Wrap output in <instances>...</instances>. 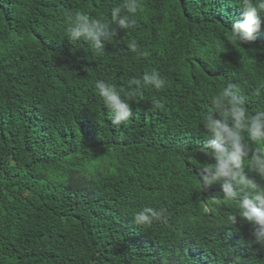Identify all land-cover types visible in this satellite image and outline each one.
Here are the masks:
<instances>
[{"label": "trees", "instance_id": "trees-1", "mask_svg": "<svg viewBox=\"0 0 264 264\" xmlns=\"http://www.w3.org/2000/svg\"><path fill=\"white\" fill-rule=\"evenodd\" d=\"M122 2L0 0V264H264L252 225L228 219L237 202L216 205L221 185L197 177L214 163L201 151L211 99L232 83L250 114L264 109V26L239 45V0H139L136 27L102 54L68 40L75 12L110 23ZM153 69L164 88L128 85ZM98 79L132 106L119 127ZM145 206L168 223L134 225Z\"/></svg>", "mask_w": 264, "mask_h": 264}, {"label": "clouds", "instance_id": "clouds-1", "mask_svg": "<svg viewBox=\"0 0 264 264\" xmlns=\"http://www.w3.org/2000/svg\"><path fill=\"white\" fill-rule=\"evenodd\" d=\"M243 9V19L230 18L231 39L234 43L254 44L257 34L264 26V0H239ZM140 8L139 0H123L111 9V22L99 18H90L83 11H77L71 17L66 29L70 42L83 40L87 42L94 54H102L105 42L113 39L118 30L134 29L137 25L136 14ZM133 53L147 55L138 51L135 41L129 44ZM166 79L155 69L146 71L141 78L132 77L129 86L136 91L151 87L160 90L166 86ZM103 105L109 110L111 123L119 127L133 116L132 106L121 96L117 88L105 80H96ZM264 92V86L256 89V95ZM160 107L159 102H153ZM205 138L201 151L214 161L200 168L198 179L203 187L220 184L222 195L210 198L216 205L222 201H235L239 213L231 214L228 219L236 224L247 222L252 225L253 243L264 247V184L245 171L248 169L264 181V150L253 149L252 145L264 142V109L251 112L240 94V89L228 83L210 102L209 110L202 119ZM247 137V138H245ZM136 226H151L153 223L167 224L169 214L164 208L145 206L133 215Z\"/></svg>", "mask_w": 264, "mask_h": 264}]
</instances>
